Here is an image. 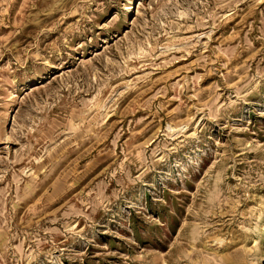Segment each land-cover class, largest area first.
Returning <instances> with one entry per match:
<instances>
[{
    "label": "rangeland",
    "instance_id": "rangeland-1",
    "mask_svg": "<svg viewBox=\"0 0 264 264\" xmlns=\"http://www.w3.org/2000/svg\"><path fill=\"white\" fill-rule=\"evenodd\" d=\"M0 264H264V0H0Z\"/></svg>",
    "mask_w": 264,
    "mask_h": 264
}]
</instances>
